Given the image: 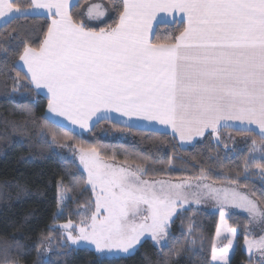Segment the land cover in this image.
Listing matches in <instances>:
<instances>
[{
    "label": "snow or ice",
    "instance_id": "obj_1",
    "mask_svg": "<svg viewBox=\"0 0 264 264\" xmlns=\"http://www.w3.org/2000/svg\"><path fill=\"white\" fill-rule=\"evenodd\" d=\"M73 12L72 0H28L27 6L0 0V18L6 22L34 14L50 17L39 46L26 45L15 64L26 69V86L46 90L47 110L40 118L44 142L58 143L56 129H88L101 120L133 128L146 121L170 125L181 141L203 136L205 130L211 135L238 127L260 137V144L253 139L248 151L264 153V0H119L116 19L99 30ZM104 15L93 5L86 18ZM161 15L183 25L179 35L156 34L153 25ZM19 76L17 72L13 92ZM62 159L76 163L82 175L75 182H83L94 196V210H83L78 230L71 220L57 226L65 230L68 247L84 246L101 256L122 258L134 255L147 236L164 264H170L171 256L184 251L183 245L174 247L170 223L177 208L190 203L189 196L196 204L200 197L215 200L222 220L223 208L231 204L251 219L264 221V208L232 188L150 182L143 179L147 172L142 166L110 163L96 147H81L77 156ZM58 187L63 201L68 189L62 179ZM192 231L189 226L184 239L194 245ZM226 231L231 237L236 234V229ZM230 236H224L227 243L218 252L213 247L217 264H228ZM245 243L249 253H264V236ZM5 264L19 261L6 259Z\"/></svg>",
    "mask_w": 264,
    "mask_h": 264
},
{
    "label": "trees",
    "instance_id": "obj_2",
    "mask_svg": "<svg viewBox=\"0 0 264 264\" xmlns=\"http://www.w3.org/2000/svg\"><path fill=\"white\" fill-rule=\"evenodd\" d=\"M83 1L74 5L73 15L79 20L83 18ZM103 1L108 7V16L92 27L97 30L116 19L119 0ZM17 2L27 6L28 0ZM49 23L47 16H28L13 18L0 26V264H5L6 259L19 264H41L42 261L46 264H164V257L149 239L142 241L134 255L122 258L100 257L86 247L71 248L63 244L62 232L57 226L84 218L85 208L94 210L93 193L85 190L83 182H75L80 180L81 170L72 159H62L72 157L76 148L96 147L109 162L140 165L147 172L143 176L147 180L205 177L214 183L235 181L234 184L264 208V171L261 170L264 153L248 151L253 139L260 144L257 133L223 128L218 133L184 143L170 133L128 128L102 120L87 133L56 129L58 143L44 142L40 118L46 112L47 98L26 86L25 73L15 64L26 45L39 46ZM182 27L179 23L159 24L155 31L164 38L179 35ZM17 72H20L19 85L13 92ZM61 179L68 190L57 214ZM218 222L217 213L203 209L189 207L176 213L169 232L176 238L174 247L183 245L184 251L174 257L165 248L171 256L170 264H210ZM228 223L239 230L229 264H251L253 260L242 248L248 217L232 215ZM189 226L196 239L194 245L184 239ZM45 246L50 248L47 255L43 251Z\"/></svg>",
    "mask_w": 264,
    "mask_h": 264
},
{
    "label": "rangeland",
    "instance_id": "obj_3",
    "mask_svg": "<svg viewBox=\"0 0 264 264\" xmlns=\"http://www.w3.org/2000/svg\"><path fill=\"white\" fill-rule=\"evenodd\" d=\"M103 6V5H102ZM105 7L100 9L102 11L105 12V15L100 18L99 20H93V21H89L87 20V18L85 17L84 22L89 26V27H93V26H97L99 24H101L108 16V7L106 5H104ZM78 149L76 148V151H72L71 156L75 157L78 154ZM109 162V161H108ZM113 163V162H110ZM115 163V162H114ZM119 166H134V165H130V164H125V163H115ZM144 179V178H143ZM147 180V179H145ZM150 182L152 181H167L170 183H184V182H188L192 185H195L197 182L200 183H204V184H211L214 187H223V188H232L234 189L236 192L242 194V195H247L250 199L254 200L253 198H251L243 189L239 188L238 185L234 184V183H214L211 182L209 180H207L205 177H200L198 179H187V178H181V179H177V180H167V179H157V180H148ZM195 189H188L186 188V191H194ZM93 195V194H92ZM66 197V195H65ZM66 199V198H65ZM65 199L63 201L60 200V190L58 187V191H57V202H58V206H57V214L60 213L63 202H65ZM93 200H94V196H93ZM189 200L190 203L189 204H184L182 207H178L177 208V212L181 210H184L186 208L192 207V208H197V209H203L209 212H214L217 213L219 216V222H218V226H217V230L219 229L220 231V236H217V230H216V234H215V238H214V243H213V247L215 246V249L217 250V252L220 250V248L224 245H226L227 241L224 240V236H230V234L226 231L227 229H236V228H232L230 227L229 223H228V218L232 215H245L248 217L249 219V226H248V230H247V236L244 239L242 248L243 250L246 252V254L248 255L249 258H251L253 261L251 264H264V253L257 251L255 249L252 250L251 253H249V251L247 250V246L245 243V240L247 239L248 241H252V240H258L260 237L264 236V221H261L259 219H251L245 212V210L240 209L234 205L229 204L227 207L223 208V211L225 213L223 220L221 219L220 216V205L213 199L211 198H207V197H200V203L196 204L195 203V198L192 196H189ZM255 201V200H254ZM258 204V203H257ZM259 206V205H258ZM260 207V206H259ZM83 218H81L78 221H72L73 224L76 226L77 230L78 227L80 226V222ZM65 223H61L59 225H64ZM60 228V227H58ZM61 232H62V242L63 244H65V230L63 228H60ZM76 232H73V235H75ZM238 234H239V230L236 229V234L234 237L230 238L232 239V247L230 249V254H229V260H228V264L230 262V259L236 249L237 246V238H238ZM149 239L147 238V236L145 238H142V241ZM152 241V240H151ZM153 242V241H152ZM66 245V244H65ZM84 246H80V247H71V248H81ZM44 254H48V252L50 251V248L48 246H45V248L43 249ZM213 253V250H212ZM100 257H105V256H101ZM210 264H217V262H214L212 260L211 257V263Z\"/></svg>",
    "mask_w": 264,
    "mask_h": 264
},
{
    "label": "crops",
    "instance_id": "obj_4",
    "mask_svg": "<svg viewBox=\"0 0 264 264\" xmlns=\"http://www.w3.org/2000/svg\"><path fill=\"white\" fill-rule=\"evenodd\" d=\"M79 0H72V3L73 5H75ZM93 5H99L100 6V9L104 8L106 5L105 2L103 0H84L82 2V15H83V18L84 19L86 17V13H87V10L92 7ZM103 5V6H102ZM11 16V14H9V17ZM32 16H47V15H32ZM48 17V16H47ZM50 18V17H49ZM11 20V19H9ZM8 20V21H9ZM7 21V22H8ZM5 21L4 18H0V26L4 25L5 23H7ZM159 24H172L168 21V19L166 17H164L163 15H161L158 20L156 22H154V30L156 29V27L159 25ZM25 74H26V69L25 70H22ZM39 94H41L42 96L46 97L47 98V94H46V90H43V91H40L38 92ZM47 110V108H46ZM114 115H118V114H115ZM95 119V118H93ZM102 121V120H101ZM107 121H112V122H116V120H107ZM91 123V122H90ZM117 123V122H116ZM231 124V122H229ZM238 124V122H237ZM123 125V124H121ZM93 127H90L88 129H81L78 125L75 126V131L73 132H76V133H87L89 132ZM134 128H141V129H147V130H155V131H159V132H165V133H170L173 135V130L171 129V126L170 125H161L159 124V122H146V121H141L140 123V126L138 127H134ZM224 128H230V129H234V130H239L238 127H233V126H228V127H224ZM68 129V128H67ZM223 129V128H222ZM221 130V129H220ZM210 130H205L204 132V135L205 136L206 134H209ZM213 133H216V132H213ZM252 133H256V132H252ZM174 136H176L179 140V134H175ZM203 136H194L191 140H186V141H182L184 143H192L194 142L195 140H198L200 138H202Z\"/></svg>",
    "mask_w": 264,
    "mask_h": 264
}]
</instances>
